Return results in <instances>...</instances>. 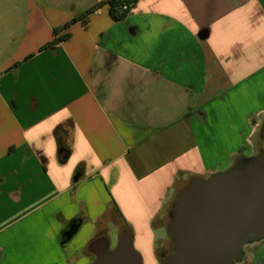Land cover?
Instances as JSON below:
<instances>
[{"label": "crops", "instance_id": "crops-1", "mask_svg": "<svg viewBox=\"0 0 264 264\" xmlns=\"http://www.w3.org/2000/svg\"><path fill=\"white\" fill-rule=\"evenodd\" d=\"M100 1L0 0V264H91L115 222L160 264L186 184L264 150V0H137L70 23ZM243 264H264V238Z\"/></svg>", "mask_w": 264, "mask_h": 264}, {"label": "water", "instance_id": "water-1", "mask_svg": "<svg viewBox=\"0 0 264 264\" xmlns=\"http://www.w3.org/2000/svg\"><path fill=\"white\" fill-rule=\"evenodd\" d=\"M167 218L172 252L160 264H233L250 239L264 238V150L241 166L191 179L171 203ZM87 250L95 256L91 264H143L128 229L112 247L108 236L101 235Z\"/></svg>", "mask_w": 264, "mask_h": 264}, {"label": "trees", "instance_id": "trees-1", "mask_svg": "<svg viewBox=\"0 0 264 264\" xmlns=\"http://www.w3.org/2000/svg\"><path fill=\"white\" fill-rule=\"evenodd\" d=\"M136 3H137V0H101L100 2L95 4L93 7L81 13L77 18L73 19L70 23H73L87 16L88 14L94 12L97 8H100L103 6H107L109 16L111 17L113 21H121L127 16L130 9ZM70 23L65 24L62 28L55 30L54 32L57 33L59 32V30L67 28L70 25ZM66 37L67 35H63L59 39H65ZM62 130L63 129L60 126H57L53 131V134L57 141V159L60 163H64L70 154V147L66 141L68 137L67 132H62L63 136H61ZM80 170H81V166H79L76 169L74 175L78 177ZM78 224H79V220H74L68 226L62 229L61 231L62 241H66L68 238L71 237L72 233L76 230ZM124 229L130 230L128 227H125Z\"/></svg>", "mask_w": 264, "mask_h": 264}, {"label": "rangeland", "instance_id": "rangeland-1", "mask_svg": "<svg viewBox=\"0 0 264 264\" xmlns=\"http://www.w3.org/2000/svg\"><path fill=\"white\" fill-rule=\"evenodd\" d=\"M259 130L260 131H258V135H256V141L258 140V138H263L264 139V134L262 133V131H261V127L259 128ZM260 153V151H258V152H256V154H254V156L255 155H257V154H259ZM243 162H241V164H242ZM115 225H118L119 226V228H118V233L116 234L115 233V236H114V238H113V240H112V242H113V245L116 243V240H117V237H118V234L124 229V226L122 225V223H120V222H118V224H116V222L114 223ZM109 225L111 226V223H109ZM156 233H157V235L159 234V230L158 231H156ZM157 238H158V236H157ZM158 240V239H157ZM260 240V239H259ZM259 240H252V239H250L244 246H243V248H242V255H241V257H240V259H238V260H236V261H234L233 262V264H243V262H245L246 261V259H247V256H248V253H249V251H251V249L256 245V242L257 241H259ZM158 242V241H157ZM158 244H160L161 245V243L160 242H158ZM167 250H165V251H163V252H161V254H162V256L161 257H164L165 255H167V254H169V253H171L172 252V241H171V239L169 238L168 239V242H167Z\"/></svg>", "mask_w": 264, "mask_h": 264}, {"label": "flooded vegetation", "instance_id": "flooded-vegetation-1", "mask_svg": "<svg viewBox=\"0 0 264 264\" xmlns=\"http://www.w3.org/2000/svg\"><path fill=\"white\" fill-rule=\"evenodd\" d=\"M111 245H112V244L110 243V247H111Z\"/></svg>", "mask_w": 264, "mask_h": 264}, {"label": "built area", "instance_id": "built-area-1", "mask_svg": "<svg viewBox=\"0 0 264 264\" xmlns=\"http://www.w3.org/2000/svg\"><path fill=\"white\" fill-rule=\"evenodd\" d=\"M125 8V7H124Z\"/></svg>", "mask_w": 264, "mask_h": 264}]
</instances>
